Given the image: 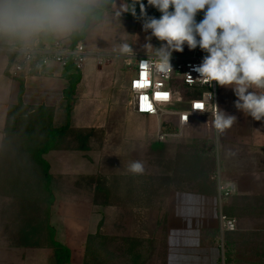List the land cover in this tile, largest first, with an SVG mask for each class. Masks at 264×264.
<instances>
[{"label":"rangeland","instance_id":"obj_1","mask_svg":"<svg viewBox=\"0 0 264 264\" xmlns=\"http://www.w3.org/2000/svg\"><path fill=\"white\" fill-rule=\"evenodd\" d=\"M128 1L131 13L135 5V15L141 16L140 4ZM142 2L148 16H160L147 0ZM202 18L203 13L196 17ZM142 25L143 20H135L123 41L139 53L146 52L150 34ZM150 42L156 47L160 43L154 37ZM185 51L172 57L186 56ZM179 87L181 101L196 93ZM235 98H230V107ZM121 100L106 126L69 129L44 155L56 196L50 213L35 152L55 127V112L22 102L10 109L0 144V243L48 245L50 222L61 227L59 236L71 247L74 264H166L171 194L174 189H199L219 194V220L221 212L236 220L237 229L220 239L221 264L229 252L234 264H264V136L260 151L241 153L234 128L221 134L212 118L195 116L182 136L161 141L156 118L130 109V91ZM259 123L264 135V121ZM137 160L144 164L142 174L128 170ZM230 180L240 191L235 188L221 200L219 183Z\"/></svg>","mask_w":264,"mask_h":264},{"label":"crops","instance_id":"obj_2","mask_svg":"<svg viewBox=\"0 0 264 264\" xmlns=\"http://www.w3.org/2000/svg\"><path fill=\"white\" fill-rule=\"evenodd\" d=\"M100 4L101 0H79L76 25L67 32L29 38L1 34L0 144L4 141L10 109L21 102L53 108L55 127L67 124L68 101L65 90L70 86L67 68L57 62L47 66L33 64L22 77H14L12 65L17 58L15 48H42L55 38L66 44H74L73 35L80 33L87 23L84 9H95ZM135 20L142 19L131 13L128 0H110L107 9L92 14L86 34L80 39L84 42L88 55L81 68L82 79L72 103L71 128H102L109 123L111 113L120 110L123 105L121 95L124 91H129L131 79L136 72L137 58L139 55H147L146 52L139 53L133 47L135 54L122 51L123 41L131 33ZM185 48L186 56L198 50H189L187 46ZM234 96L230 88H220V109L237 117V122L232 126L237 150L241 153L260 151L264 136L262 125L238 111L234 104L229 106L230 98L233 100ZM227 182L233 183L238 189L234 181ZM218 197L216 191L214 195H210L199 189H174L165 231L168 249L166 264H221L220 252L224 246L220 239L224 237L219 235ZM54 225L57 240L70 249L59 236L61 227ZM73 257L71 251V264H74ZM0 264H57V261L55 249L50 242L48 245L14 246L0 243Z\"/></svg>","mask_w":264,"mask_h":264},{"label":"clouds","instance_id":"obj_3","mask_svg":"<svg viewBox=\"0 0 264 264\" xmlns=\"http://www.w3.org/2000/svg\"><path fill=\"white\" fill-rule=\"evenodd\" d=\"M135 3L140 4L143 30L150 33L142 68L154 60L159 72L170 73L173 52L199 48L205 55L193 68L198 76L185 74L187 82L230 88L238 111L264 121V0H147L160 12L158 18L147 15L142 0ZM78 8L79 0H0V33L29 38L67 32L76 25ZM153 37L158 47L151 44ZM122 51L135 54L128 44ZM204 96L206 100L193 102V109L210 112L214 127L223 134L237 117L210 102L214 93ZM128 170L142 174L144 164L132 161Z\"/></svg>","mask_w":264,"mask_h":264},{"label":"built area","instance_id":"obj_4","mask_svg":"<svg viewBox=\"0 0 264 264\" xmlns=\"http://www.w3.org/2000/svg\"><path fill=\"white\" fill-rule=\"evenodd\" d=\"M2 33H0L1 36ZM17 58L12 65V75L22 77L26 70L33 64L47 66L52 62H57L64 68L74 64L81 69L87 58L88 51L82 40L76 44H66L63 40L55 38L49 43H45L42 48H15ZM205 55L204 52L195 51L189 56L171 57L172 71L161 73L156 62L153 60L147 68L141 67V61L147 60V55H139L136 61V72L131 79L130 108L136 114L155 117L158 122L156 136L159 140L176 138L182 136L186 128L190 125L195 116H209L208 111L193 109L194 101L206 100V92L214 93L211 103L218 104L219 86L209 87L207 84L199 82L188 83L185 74L190 73L197 78L198 74L193 71L194 66L199 65ZM102 62L103 60H99ZM134 82H139L141 87ZM215 83V82H213ZM179 86H185L196 93L186 101H181L179 96ZM166 94L164 95L157 94ZM141 97H144L141 101ZM151 110H141L148 108ZM208 105L206 104V107ZM220 108V107H219ZM165 117H170L173 121L164 122ZM185 117H188L187 120ZM169 127L171 129H167ZM235 185L231 182L219 183L221 200L228 198L235 190ZM237 229L236 220L221 212L220 230L224 237L225 233L233 232Z\"/></svg>","mask_w":264,"mask_h":264},{"label":"trees","instance_id":"obj_5","mask_svg":"<svg viewBox=\"0 0 264 264\" xmlns=\"http://www.w3.org/2000/svg\"><path fill=\"white\" fill-rule=\"evenodd\" d=\"M110 5V0H101V4L98 8L95 9H84L86 15H87V23L83 30L80 33H76L73 35L74 41L76 44L80 39L84 37L86 34V31L90 25V19L92 17V14L101 11L103 9H107ZM68 71V79L70 81V86L68 89L65 90V98L68 101V106H67V124L61 126V127H51L50 130L48 131V138L45 144L39 148L35 152V158L37 162L42 166L43 168V174H44V182L43 186L44 189L49 193V200H48V212L50 213L52 206L55 203L56 196L54 194L53 188H52V183H53V175L51 173V164L50 162L44 157L45 154H48L50 151H52L57 144V141L61 134L66 132L71 128V112H72V103L74 101V96L76 94L77 86L79 82L82 79V73L81 69L77 68L74 64H70L67 68ZM170 129V128H167ZM48 218L50 219V215H48ZM49 233V242L55 249V254H56V261L57 264H71V250L63 245L60 241L57 240L56 235L57 231L54 226L48 223L47 226ZM226 234V233H225ZM227 264L231 263H236L232 259V254L229 252V256L225 261Z\"/></svg>","mask_w":264,"mask_h":264},{"label":"snow or ice","instance_id":"obj_6","mask_svg":"<svg viewBox=\"0 0 264 264\" xmlns=\"http://www.w3.org/2000/svg\"><path fill=\"white\" fill-rule=\"evenodd\" d=\"M134 84H138V85L141 86V87L144 86L143 84H140L139 82H134ZM157 95H164L165 98H166V94H159V93H158ZM140 99H141V101H143L144 97H141ZM141 110H151V108H150V106H149L148 108H143V107H142Z\"/></svg>","mask_w":264,"mask_h":264}]
</instances>
